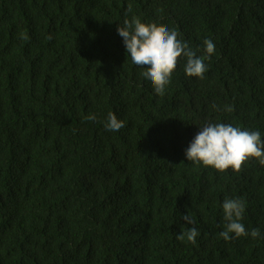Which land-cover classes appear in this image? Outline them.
Returning a JSON list of instances; mask_svg holds the SVG:
<instances>
[{
	"label": "trees",
	"instance_id": "obj_1",
	"mask_svg": "<svg viewBox=\"0 0 264 264\" xmlns=\"http://www.w3.org/2000/svg\"><path fill=\"white\" fill-rule=\"evenodd\" d=\"M133 17L197 56L211 39L204 78L181 56L156 94L117 32ZM210 122L264 140V0H0V264H264V165L186 159ZM225 198L248 236L220 237Z\"/></svg>",
	"mask_w": 264,
	"mask_h": 264
},
{
	"label": "clouds",
	"instance_id": "obj_2",
	"mask_svg": "<svg viewBox=\"0 0 264 264\" xmlns=\"http://www.w3.org/2000/svg\"><path fill=\"white\" fill-rule=\"evenodd\" d=\"M117 32L123 38L132 63L146 69L142 75L151 81L154 92L159 95L165 93L179 57L186 58L184 71L187 76L203 79L204 73L208 70L204 61L215 52L213 41L206 39L203 42L206 55L197 56L188 43L178 40V33L170 32L162 24L142 23L136 17L132 20L124 19L122 25L117 24ZM20 36L22 39H28L23 32ZM47 39L51 40L52 37L48 36ZM226 110L231 112L233 108L226 106ZM86 119L95 120L96 117L89 115ZM124 126V121L118 119L115 113H108L105 124L107 130L119 131ZM199 128L185 150L188 161L213 166L220 171L228 168L240 171L242 164L250 157L258 158V162L264 165V140L261 139L259 131L242 130L232 124L211 122ZM222 208L226 224L225 230L219 233L220 237L228 241L233 238L230 234H234L236 238L248 236L249 233L241 222L245 211L244 201L241 198H225ZM182 219L188 224H193L189 215H183ZM185 235L189 242L195 244L199 231L191 227L186 234L181 233L176 238L183 241ZM251 236L254 239L259 237L260 230L253 228Z\"/></svg>",
	"mask_w": 264,
	"mask_h": 264
}]
</instances>
